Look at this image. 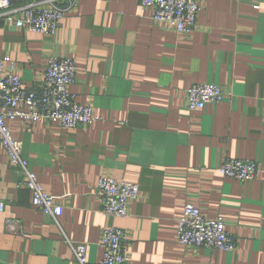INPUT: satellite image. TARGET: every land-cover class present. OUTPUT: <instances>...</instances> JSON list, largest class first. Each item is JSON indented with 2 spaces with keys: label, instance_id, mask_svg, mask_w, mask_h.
Returning <instances> with one entry per match:
<instances>
[{
  "label": "crops",
  "instance_id": "crops-1",
  "mask_svg": "<svg viewBox=\"0 0 264 264\" xmlns=\"http://www.w3.org/2000/svg\"><path fill=\"white\" fill-rule=\"evenodd\" d=\"M0 56L37 88L51 57L74 58L71 90L99 116L72 129L7 121L63 212L54 218L32 204L0 145V264H80L66 237L98 262L108 226L128 232L131 264H264V0H202L189 33L155 21L141 0H75L55 35L3 23ZM195 83L233 95L188 111ZM226 157L255 159L260 171L249 182L224 176ZM103 175L140 185L128 217L103 213ZM189 202L225 219L234 251L178 242ZM9 219L19 222L9 228Z\"/></svg>",
  "mask_w": 264,
  "mask_h": 264
},
{
  "label": "built area",
  "instance_id": "built-area-1",
  "mask_svg": "<svg viewBox=\"0 0 264 264\" xmlns=\"http://www.w3.org/2000/svg\"><path fill=\"white\" fill-rule=\"evenodd\" d=\"M75 0H0V27L3 23L55 35ZM202 0H141L152 9L155 21L168 24L178 33H189L197 24ZM78 67L72 57H51L44 71L42 84L29 87L17 73L15 62H6L0 56V145L10 162L18 168L17 187L31 191L32 204L44 214L57 218L63 207L48 194L39 176L24 153L22 140L13 137L7 121L22 118L28 122H56L65 129L94 123L99 116L90 104L77 100L71 86L77 78ZM233 93L217 83H195L186 91V109L194 111L231 98ZM264 102V96L262 97ZM219 171L241 182L252 181L260 171L255 159L226 157ZM140 185L110 175L99 178L96 192L102 211L110 217H128L130 204L139 199ZM5 203L0 200V211ZM19 221L8 220V227ZM177 240L186 247L234 251L237 247L223 217L210 218L201 207L187 203L178 219ZM80 264H131L128 252L129 234L117 226L104 228L100 246L103 256L98 262L87 259V244L75 243L66 237Z\"/></svg>",
  "mask_w": 264,
  "mask_h": 264
}]
</instances>
